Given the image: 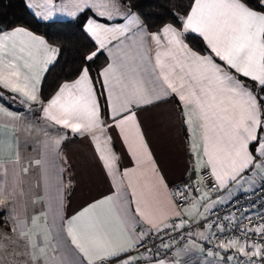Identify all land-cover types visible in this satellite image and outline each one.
<instances>
[{"label": "snow or ice", "instance_id": "obj_1", "mask_svg": "<svg viewBox=\"0 0 264 264\" xmlns=\"http://www.w3.org/2000/svg\"><path fill=\"white\" fill-rule=\"evenodd\" d=\"M28 7L39 9L35 15L44 20L56 12L72 17L91 12L84 32L95 41V50L83 57L74 78L61 82L45 100L42 81L57 61L58 49L26 27L0 29V114L21 119L4 103L8 96L30 110L38 104L45 127L60 126L90 138L94 158L114 191L65 217L61 180L65 169L56 163L50 169L49 155L59 156L67 132L46 139L41 158L27 162L19 151L14 159H3L11 144L0 132V172L11 168L18 177L33 164L39 166L45 196H37L34 203L43 200L47 206L31 216L29 226L20 211L17 198L25 193L18 191L17 181L9 191L0 184V215L10 209L0 225V264H141L148 258L136 253L141 248L151 251L146 248L150 237L193 224L223 233L222 225L208 223L214 206L225 199H239L235 190L252 191L257 181L264 190V0H190L182 13L174 15L173 23H164L156 31H151L152 25L142 18L134 0H68L63 5L29 0ZM190 36L201 39L205 47L192 48L187 42ZM103 52L110 62L94 78L90 64ZM169 102L176 105L186 130L193 171L202 173L196 188L186 184L169 190L139 119L146 108ZM117 139L133 165L123 171L124 153L115 150ZM205 179L212 181L210 186L203 184ZM201 185L207 191L194 196ZM220 190L227 197L212 200L210 194ZM179 201L189 207L183 208ZM170 213L175 219H170ZM225 219L233 222V218ZM243 219L253 217L245 215L237 222L246 242L240 244L235 236L220 239L215 253L209 250L208 255L237 248L247 258L242 264H257L251 258L264 256V242L249 244L247 240L249 233H255L264 241V222L247 227L242 226ZM50 227L57 229L54 244ZM196 235L191 247L214 234ZM160 247L172 245L161 239ZM55 248L60 254L49 256ZM187 250L188 246L178 248L173 255L179 257ZM234 258L230 255L227 260ZM149 264L173 261L149 259Z\"/></svg>", "mask_w": 264, "mask_h": 264}, {"label": "crops", "instance_id": "obj_2", "mask_svg": "<svg viewBox=\"0 0 264 264\" xmlns=\"http://www.w3.org/2000/svg\"><path fill=\"white\" fill-rule=\"evenodd\" d=\"M24 2L28 7L29 0H24ZM33 2H35V0H33ZM53 3L56 5H63L67 4L68 0H53ZM28 9L38 20L44 22L63 21L75 18L69 16L67 13L56 12L49 19L44 20L35 15V12L39 9L29 7ZM89 13L92 15L91 12ZM92 42L95 44V41L92 40ZM103 54L107 59L106 66L110 62V59L107 52H103ZM17 101L19 102L18 107L20 111L8 109L11 110L14 115L21 118L19 121L11 120L9 117L0 114V125H3L0 132L3 133L5 142L11 144V148L6 150L3 154V159L5 161L14 159L17 151H19L21 158L26 162L40 159L46 151L44 141L54 138L58 134L63 135L67 132V139L63 140L60 145L59 156L53 157L51 154L49 155L50 169L53 163L65 169L61 174V180L65 186L62 215L65 217L71 216L75 212L80 211L86 204L114 191L111 187L109 178L105 176L94 158V150L90 138L74 135L70 130H64L60 128V126L45 127V121L42 119L43 113L40 111L38 104L34 105L30 110L27 104L21 103L19 99ZM139 119L143 123V130L147 134L151 150L158 161L162 174L166 178L169 190L170 186L186 181L187 179H193L194 176H198L201 173V171H193L195 168L194 157L189 152L186 130L178 118L175 104L169 102L148 107L140 113ZM115 150L118 154L121 152L124 153L121 160V171H123L124 167L133 166L130 157L127 156L126 149L118 139L115 141ZM24 166H27V164ZM191 176L193 177L191 178ZM14 180L18 183V191L22 190L25 193L24 196L18 197L17 199L20 204V211L27 217L29 226H31V216L38 214L41 210H47L45 201L42 200L39 203H34L37 196H45V184L41 178V168L33 164V166L29 167L27 173L20 172L18 177L13 176L11 168H9L6 173L0 172V184L4 185L6 191L11 190ZM258 184L259 181H257L256 185ZM245 187H247V185ZM239 192L242 191L235 190V194ZM217 196L218 198L227 197V193L224 190H220L217 192ZM226 200L228 199H225V201ZM6 203L10 202L6 201ZM188 207L189 206L186 205L184 208ZM199 210L200 212H204L203 208ZM9 211L10 209H5L3 215H8ZM192 211H195V209ZM3 215H0V225L3 223ZM173 218H175V214L170 213V219ZM51 223L52 217L50 215V226ZM41 226H43V218H41ZM49 230L52 233L51 243L54 244L56 242L57 229L50 227ZM201 231L207 233L208 230L207 228H198L192 232L193 235L190 236L191 240H196V234ZM64 235L65 243L69 248H72L70 240L67 239L66 234ZM201 241L202 240L198 241L197 247H191L190 242L187 245L188 250L186 252H183L179 257L174 256V258L171 259L173 264H175L177 259L179 260V264H229L221 253V256H210L208 252H202L199 246ZM184 248L185 247L179 249ZM72 250L75 252L74 249ZM59 254V248L52 249L48 253L49 256H57ZM76 255H78V253H76ZM141 264H149V259H142Z\"/></svg>", "mask_w": 264, "mask_h": 264}, {"label": "trees", "instance_id": "obj_3", "mask_svg": "<svg viewBox=\"0 0 264 264\" xmlns=\"http://www.w3.org/2000/svg\"><path fill=\"white\" fill-rule=\"evenodd\" d=\"M189 2L190 0H134L142 18L152 25L151 31H156L164 23H173L174 15L182 13ZM89 15L86 12L70 20L44 22L34 16L24 0H0V29L26 27L58 49L57 61L42 81V99L50 98L61 82L72 80L77 70L82 67L83 57L95 50V44L83 29ZM187 42L197 50L205 47L203 41L195 36H190ZM106 62L107 59L102 53L90 64L94 78ZM99 88L100 85L97 84V89ZM4 103L8 108L20 111L17 100L13 102L6 96Z\"/></svg>", "mask_w": 264, "mask_h": 264}, {"label": "built area", "instance_id": "obj_4", "mask_svg": "<svg viewBox=\"0 0 264 264\" xmlns=\"http://www.w3.org/2000/svg\"><path fill=\"white\" fill-rule=\"evenodd\" d=\"M202 173L198 176H194L193 179H187L186 181L174 184L170 186V191L174 190L175 187H180L181 189L184 188V185L191 184L193 188H196L197 182L200 181ZM212 181L205 179L203 184L204 185H211ZM207 191V189L201 185L200 190L194 192L193 195L199 197L202 192ZM212 200L219 199L217 196V192L210 194ZM239 197V199H231L226 200L223 203H218L214 206L212 211L208 214V223L214 225H222L224 227V232L221 233L218 231L216 227L211 228L210 230L207 229V233L210 232L214 235L210 237V240L205 241L202 240L199 244L200 249L202 252H209L212 250L214 253L216 251V244L220 239L227 240L233 236L240 238V244H244L246 241L241 236L240 227L241 224L237 223L240 222L242 217L247 215L253 217L251 221L248 219L242 220V226L252 227V226H259L260 223L264 222V190L260 189L259 184L255 186L254 190L248 192H239L235 194ZM179 204L184 208L187 204L184 201H179ZM225 217L233 218V222H229L225 219ZM187 219V217H185ZM175 219V218H173ZM194 224L192 226L186 225L184 228L179 229L177 231H173L171 229L167 230V234H161L160 237L152 236L149 238L148 243L146 245L147 249H151L150 252L145 251L144 248H141L136 255L143 254L144 257L148 259L156 260V259H173L174 258V251L177 248H182L187 246L192 240L189 233L194 232L197 230ZM170 237L172 239H170ZM249 239L247 243H262L264 241L261 240L260 237L257 236L255 233H249ZM161 239H163L164 243H168L172 245L170 249L161 248ZM157 251L159 255H156ZM219 252L225 257L230 255H234L235 258L231 261L227 262L229 264H242V262L247 259L243 255H241L237 248L229 249L225 252L223 249H220ZM216 255V254H213ZM253 261H256L257 264H264V256L256 257L253 256L251 258Z\"/></svg>", "mask_w": 264, "mask_h": 264}, {"label": "water", "instance_id": "obj_5", "mask_svg": "<svg viewBox=\"0 0 264 264\" xmlns=\"http://www.w3.org/2000/svg\"><path fill=\"white\" fill-rule=\"evenodd\" d=\"M191 175H193V174H191ZM193 176H191V178H192Z\"/></svg>", "mask_w": 264, "mask_h": 264}, {"label": "rangeland", "instance_id": "obj_6", "mask_svg": "<svg viewBox=\"0 0 264 264\" xmlns=\"http://www.w3.org/2000/svg\"><path fill=\"white\" fill-rule=\"evenodd\" d=\"M221 256V255H220ZM219 259V258H218Z\"/></svg>", "mask_w": 264, "mask_h": 264}]
</instances>
